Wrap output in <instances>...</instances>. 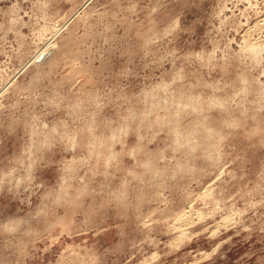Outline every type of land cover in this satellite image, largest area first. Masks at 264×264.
I'll return each mask as SVG.
<instances>
[{
	"label": "rangeland",
	"instance_id": "1",
	"mask_svg": "<svg viewBox=\"0 0 264 264\" xmlns=\"http://www.w3.org/2000/svg\"><path fill=\"white\" fill-rule=\"evenodd\" d=\"M0 264H264V0H0Z\"/></svg>",
	"mask_w": 264,
	"mask_h": 264
},
{
	"label": "bare ground",
	"instance_id": "2",
	"mask_svg": "<svg viewBox=\"0 0 264 264\" xmlns=\"http://www.w3.org/2000/svg\"><path fill=\"white\" fill-rule=\"evenodd\" d=\"M254 57H256V55H257V52H256V50L254 51ZM150 97H154L153 95L152 96H150ZM151 99V98H150ZM153 100H154V102H156V106L155 105H153V106H155V107H159V106H161L162 105V103H160L158 100H157V98L156 97H154V98H152ZM189 99V98H188ZM158 101V102H157ZM162 102V101H161ZM187 104H189V105H191V106H194L195 108L198 106L197 104H194V103H187ZM154 107V109L153 110H156V108ZM152 109V108H151ZM161 124H165L163 121H161L160 122ZM172 124L174 125V129L176 130V137H177V139H178V136H179V134H178V130H179V127H178V123H174V122H172ZM213 131H212V129H210V128H208V127H206V126H196V127H191V129L187 132L188 134H187V137H191V138H197V136H202L201 138L202 139H210V137H212V133ZM179 140V139H178ZM212 161V160H211Z\"/></svg>",
	"mask_w": 264,
	"mask_h": 264
}]
</instances>
